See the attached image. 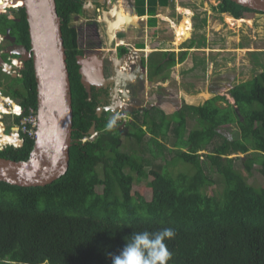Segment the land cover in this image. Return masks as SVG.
Wrapping results in <instances>:
<instances>
[{"label":"trees","instance_id":"1","mask_svg":"<svg viewBox=\"0 0 264 264\" xmlns=\"http://www.w3.org/2000/svg\"><path fill=\"white\" fill-rule=\"evenodd\" d=\"M55 2L71 90L69 166L65 174L45 186L0 181V264H112V256L120 253L133 233H155L163 228L175 232L174 238L165 241L172 253L168 264H264V185L249 184L240 163L235 165V159L240 160L247 175L256 163L264 168V70L228 89L233 103L226 95H214L201 104L181 101L177 108L161 111L158 133L162 137L176 122L172 129L176 149L166 162L182 161L194 168L193 172L173 175L166 165L151 159L146 161L147 166L141 156L120 147L122 136L140 141L146 135L144 125L148 123L150 129L153 124L148 110L140 111L143 125L136 124L135 111L128 114L132 117L122 129L119 122L107 127V109L97 116V108L105 103L107 94L82 82V77L91 72L77 61L82 49L78 47L77 30L71 25L73 15L82 12L83 1ZM213 9L235 19L250 12L263 13L231 0H220ZM229 21L234 23L233 19ZM7 30L13 43L30 48L23 7H18L12 19L0 14V31ZM148 33L157 34L155 24L148 27ZM126 51L124 46L119 47L120 54ZM187 53L183 50L176 57L173 51L155 50L148 54V79L166 80L170 69L183 62ZM5 58L2 54L0 59ZM256 58L254 55V62ZM0 90L25 110L37 109L32 60L25 62L20 76L0 70ZM220 100L228 105L218 104ZM20 117L15 118L16 125ZM189 117L196 120V127L187 128ZM233 122L240 129V138H225L206 150L218 135L217 127ZM93 125L97 135L83 142ZM1 142L8 143L7 139ZM152 143L159 145V138L150 137L148 150L154 153ZM32 145L33 139L25 136L20 148L7 146L0 150V157L25 160ZM202 150L206 153L199 152ZM248 151L244 157L238 155ZM231 153L237 155L229 157ZM203 158L222 176L219 194H209L215 180L206 173ZM144 180H148L145 186L152 192L150 199L133 191L134 184Z\"/></svg>","mask_w":264,"mask_h":264},{"label":"rangeland","instance_id":"2","mask_svg":"<svg viewBox=\"0 0 264 264\" xmlns=\"http://www.w3.org/2000/svg\"><path fill=\"white\" fill-rule=\"evenodd\" d=\"M91 1V4H84L85 6L81 15L73 16L71 25L77 29L78 47L82 49V55H86V51L89 50H92L89 52L90 54H94L96 51L101 50L102 57L105 59V62L103 61L102 64L104 67H106V75L107 77L112 76L114 66L110 60L112 53L108 49L110 48L109 45H112L113 42L110 38H104L101 35L100 31H103L105 24L102 22L95 23L96 13L93 11L95 6L92 8V4H94L96 0ZM128 1L130 0H126V2ZM8 2L9 6H12V4L15 3L14 0H9ZM117 2H120L121 5L118 4V6L123 8L122 0H117L115 3ZM219 2L220 0H168V10L166 11V9H163L165 10L164 15L167 20H171L177 25L179 24L180 27L175 26L174 30L173 24L170 27H168L165 23L163 24L165 28L161 33H159L158 37L161 39V42H164L162 38H166L165 40L167 42L162 43V50L173 51L176 57H179L182 50H185L188 53L184 62L178 63L170 69L169 77L166 80L162 81L161 79H154L152 81L149 80V82L148 80L144 81V83L147 84L146 86H148L147 91H151L152 97L160 96L162 93H167L168 95L174 94V96L177 97V91H181L182 96H188L185 92L195 90L194 87L199 79V81L202 82V87L204 82H208V84L214 86L215 89L210 90V87H205V90L209 89L211 91L209 92V96L207 98L198 97L199 94H202L201 91L204 89L203 87L197 90L200 91L198 95L194 94L197 95L196 98H170V102L167 96H162L160 98H141V100L135 101L136 107L143 106L142 110L146 109L149 111V119L153 121V124L151 125L150 129L148 123L144 125V129H146L147 133L140 141H136L132 137L128 136L121 137V148H126L128 151L135 152L141 156L145 162L152 159L166 165L167 170L173 175L180 171L193 172L194 168L190 164L184 163L182 161L176 162L174 160L175 162H169V164L166 162V160H169V158L173 156L176 149L175 145L173 144L175 136L172 132L176 122L172 123L171 129H169L168 133L162 137L158 133V124L161 119V111H167V108L169 110H173V108H177L178 105H180L181 101H185L188 104H201L214 95H226L227 100L230 103H233V99L227 95L228 89H230L235 84L251 79L253 76L264 70V14L254 12L246 13L243 19H247L246 21L248 22H237L239 20H235L231 17V15L229 16V14H219L214 11V9L212 10V8H214V6H216ZM108 6H111V4ZM176 6H180L182 8L185 6L189 7L192 12L185 8L184 13L186 15L190 14V17L187 18L178 14L176 15ZM18 7L7 8L2 14L7 17L15 18V12ZM11 10H13V12ZM125 12L129 11L125 10L124 8L122 13ZM145 12L148 13L147 8H145ZM133 18L134 17L132 16L126 18L125 20H132ZM229 18L233 19L234 23L229 21ZM136 20H138V17ZM203 20H206L205 24L202 23ZM101 23L104 26H102ZM150 23L151 25L147 24V27H151L153 24H157L158 22L151 21ZM95 24L98 33H100L99 39L106 43L104 46L99 48H97V46L102 44L99 41L97 42V39L92 37V29L94 28ZM132 27L134 26L130 24L126 31L120 35V37L125 36L124 38L128 39V37L132 36L133 34L127 35L130 29V31H132ZM184 27H187V29L185 30ZM113 28L114 26H112V29ZM134 31L135 29H133L132 32ZM105 32L106 30L104 31V36ZM180 33L183 34L181 35ZM205 38L207 40V44L204 42ZM4 39L10 38H8L6 35H1L0 42H2ZM7 45L8 42L5 41L4 43L0 44V49L5 48ZM86 45L87 48L85 51ZM136 46L142 47V42L136 40ZM143 47H145V45ZM217 48H224L225 50H228V52H226L224 56L215 54L212 50H216ZM10 49H15V47ZM150 50H152V48H150ZM254 55L257 57L256 62H254ZM220 64L221 66L224 65V67L221 69L216 67ZM225 65L227 67H225ZM200 69H202V71L203 69L204 71H207L201 72ZM144 76L145 78L146 76L148 77V73H144ZM91 77L93 81H96V76L94 74H92ZM143 85L144 84H141V88L137 93H140L142 89H145V86ZM161 88H165L167 90ZM0 91L2 94L7 95L4 91ZM132 104L133 102H131V105L129 106L130 109ZM218 104H221L224 107L228 105L221 100L218 101ZM140 110L141 109L135 110L136 113L138 112V115H133V118L135 119L136 124L143 125V113H140ZM11 122V116H5L3 119V123L7 126H9ZM194 127H196V120L192 117H189L187 120V128L191 129ZM0 128V135H2L3 132L1 123ZM217 131L218 135L212 139L206 150H211L215 146L220 145L225 138L228 140L240 138V129L236 122L222 124L217 127ZM6 132L8 133L9 129H7ZM150 137H157L160 141L159 145L152 143V149L154 150V153H151L148 150ZM8 138V135L4 134L2 137H0V142L3 139H7L8 141ZM87 139H89V137ZM10 142L12 143V139H10ZM206 150L199 152L206 153ZM250 151L247 153H238V155L240 157H244ZM236 155L237 154L231 153L229 154V157ZM202 161L203 165L206 167V173L215 180V183L209 189V194L221 193L223 187L222 176L214 168H210L207 158H203ZM235 161V165L240 163L239 167L241 168V172L246 175L247 182L249 184H252L255 187L264 185V168L261 165L256 163L251 169V173L247 175V172L245 171L241 161L238 159H235ZM146 165L148 166L149 162H146ZM100 169L101 166L98 165L97 170ZM147 181L148 180H144L142 182L135 183L133 186V191L140 193L146 199H150L152 197V192L145 186Z\"/></svg>","mask_w":264,"mask_h":264},{"label":"water","instance_id":"3","mask_svg":"<svg viewBox=\"0 0 264 264\" xmlns=\"http://www.w3.org/2000/svg\"><path fill=\"white\" fill-rule=\"evenodd\" d=\"M231 1L264 13V0ZM24 2L19 7L25 9L30 48L26 49L16 43L14 46L22 47L19 50V62L22 59L24 62L28 60L33 62L38 128L27 159L11 160L0 157V181L26 187L45 186L65 174L69 166V147L73 130L70 79L61 21L55 0H24ZM105 14L114 17V21L105 17ZM105 14L103 16L108 27L107 36L111 39L115 36L117 17L115 11ZM123 26L125 29L128 27L126 23ZM7 34L9 35V30ZM11 41L14 42L13 37ZM82 81H84L83 77ZM134 83L121 70L117 71L116 81L112 76L108 77L106 84L114 92V97L107 109L115 111L121 107L127 112L129 109L119 98H133L130 86ZM97 86L99 87L98 84ZM102 110V107L97 108L98 117ZM94 131L93 125L89 133Z\"/></svg>","mask_w":264,"mask_h":264},{"label":"clouds","instance_id":"4","mask_svg":"<svg viewBox=\"0 0 264 264\" xmlns=\"http://www.w3.org/2000/svg\"><path fill=\"white\" fill-rule=\"evenodd\" d=\"M82 1H83V8L85 6L84 5L85 3L86 4H91V2H92L91 0H82ZM98 1H100L102 3L101 16L98 13V15H97L95 20H96V22L104 23L105 26L102 23H101V25L104 26V28H106L107 25L105 23L104 16L107 17L111 21H114V17H109L105 13L111 12L112 9H115V7H112V6L114 5V3L117 0H115V1L114 0H96V2L94 4H92V7H94L98 3ZM109 4H111V6H108ZM185 8H188L189 10H191L187 6H185L183 8L181 7V11L178 12V10H177V14L181 15L183 17L184 16L183 13L185 12ZM82 12H83V10H82ZM82 12L80 14H76L75 16L81 15ZM2 13H4V12H0V14H2ZM262 14H264V13H262ZM7 18H9V17H7ZM241 19H243V18H241ZM134 27H136V26H134ZM125 31H126V29L124 28V26L122 28H120V29H118V28L114 29L115 36H113L111 38V41L113 43H112V45H110L111 46L110 49L115 47L116 43H120L121 41L124 42V38L120 37V35H122ZM0 33L4 34L8 38H10V39H5V41L8 42V45L5 48L10 49L12 47H15V50H16L15 53L18 52L17 53L18 55L17 54H13V56H16V57L19 58L20 57L19 56V53H20L19 50L22 47L14 46L15 43H13L11 41V37H10V35L7 34V31L6 32L0 31ZM105 38H109V37H105ZM101 44H103V43L101 42ZM104 44H105V42H104ZM19 45H22V44H19ZM22 46H24V45H22ZM121 46H123V45H121ZM99 47H102V46L98 45L97 48H99ZM119 47H118V52H119ZM190 47H192V46H190ZM5 48H2V49H5ZM86 48H87V45L85 46V51H86ZM91 51L92 50L86 51V55H82V54L78 55V56H83L85 58V60H80L78 56L76 57L77 61L79 63H81L82 65H84L86 67V69L90 70V72H91L90 75L83 76L84 81H82V82L87 83V84L91 83V84H93L95 86H97V84H98L99 87L98 86L97 87L100 88V89H107V96L110 93L111 94V99H113L114 92H111V89L106 84V79L108 77H110V76L107 77V75L104 72V66H103V64L101 62V58H100L101 56L99 54V50L96 51L94 54H90L89 52H91ZM110 52L112 53V51H110ZM2 54H6L7 55V53H4V52ZM0 60L2 61V59H0ZM22 62H23V66H24L25 62L23 61V59H22ZM111 63L113 64V62H111ZM142 64L146 67V68H144V70H145L144 73H146L147 72V66H146L145 61L143 63V59H142ZM113 66H114V71L112 73V77L114 78V81H116V65L113 64ZM23 69H24V67L22 68V70ZM144 73H143V70H142V72H139V76L141 74H144ZM92 74H94L96 76L95 77L96 81H93V79L91 77ZM99 107H101V106H99ZM107 107H105V109H107ZM107 110L109 112H111L110 115H109V118H108V126L107 127H111V126H114V125H111V123H110V118L113 115L112 113L114 111H111L109 109H107ZM94 132H96V130ZM89 134H90V136H86V137L87 138L89 137V139H91V138H93V137H95L97 135V132H96V134L94 136H91V133H89ZM86 140H88V139H86ZM174 236H175V232L171 228H163L162 230H160L158 232H155V233L148 232V231L133 233L131 235L130 240H127L125 246L120 251V253L118 255H113L112 256V264H168L169 260H171V258H172V253L169 251L165 241L174 238Z\"/></svg>","mask_w":264,"mask_h":264},{"label":"built area","instance_id":"5","mask_svg":"<svg viewBox=\"0 0 264 264\" xmlns=\"http://www.w3.org/2000/svg\"><path fill=\"white\" fill-rule=\"evenodd\" d=\"M10 7L11 6H0V12H5V10ZM1 35L5 36L4 34L0 33V36ZM4 41L5 39L0 42V44H2ZM121 45L125 46V48L127 49V51L122 54L118 52V47ZM145 47H137L133 43L121 41L120 43H116L115 47L109 49L110 51H112L110 60L114 65H116V76L117 71L121 70L125 74V76H129L131 78V82H136L139 76V72H142V70L146 68L142 64V59L144 61L147 60L146 53L147 51L149 52L150 49H148L147 46ZM15 51V49H0V55L3 52L7 53L5 61H1L0 63L1 70L9 75H12L13 77L20 76L23 64L22 60L19 62L20 57L18 58L16 56H13V54H17L15 53ZM78 57L80 60H85L83 56ZM119 99L122 101V104H125V106L130 109V99ZM115 111H117V113L111 116L110 123L114 125L119 122V129H122L126 123L128 116L126 114V111H123L121 107L117 108ZM5 116H11L12 118V122L9 126L3 123V119L5 118ZM19 116H21L20 124L16 125L15 118ZM0 122L2 124V132L6 135H14L16 139V142L0 144V150H3L7 146L20 148L24 143L25 136L32 138L33 140L36 136V131L38 128L37 110L33 107H29L28 110H25L10 96L2 94L0 91ZM7 129H9L8 133L6 132ZM95 134L96 132H93L91 133V136H94ZM86 139L87 137L81 140L85 141Z\"/></svg>","mask_w":264,"mask_h":264},{"label":"crops","instance_id":"6","mask_svg":"<svg viewBox=\"0 0 264 264\" xmlns=\"http://www.w3.org/2000/svg\"><path fill=\"white\" fill-rule=\"evenodd\" d=\"M135 1H136V3H135ZM120 2L114 3L115 4V8H117V9H115V13L118 12V11L120 12V10H121V14H122V17L123 18L126 15L128 16L126 18H129V17H131L133 15H136L138 18H140L139 17L140 14L146 13L145 12V8L148 9V13L142 15L143 20L142 21H139L140 24H138V26L136 28L132 27V31H133V29H135V31L132 32V31H130L131 29L128 31L127 35H131V34H133V35L130 36V37H128V39H125L124 38L125 36L123 37L124 38V42H130V43H133L136 46V40H139V41L142 42V44H144L145 46H147L148 49L152 48V50H150L149 52L147 51V53H146V57L147 58H148V54L152 53L153 51H155V50H162V48H163L162 47V43L167 42V41L165 40L166 38H162L164 40V42H161V39L158 37L159 36V33H161L162 30H164V28H165L164 25H163L165 22H163V21L160 20V15L159 14H164V11L165 10H163V9H166V11L168 10V8H167L168 0L166 2L165 1L163 2V0H149L148 3L145 2V0H130L128 2H126V0H122L123 8L118 6V4L121 5ZM132 2H134L137 5L138 11L135 14L134 13L132 14V12H131L132 11V8H133V3ZM161 6H163V7H161ZM113 7H114V5H113ZM124 8H125V10L130 11V13L129 12L122 13L124 11ZM176 8H177L178 12L181 11V7L180 6H176L175 7V14L177 13L176 12ZM111 13H113V11H111ZM259 14H262V13H259ZM149 15H150V17H149V19H147ZM133 17L134 18L132 20H134V21H132V20H126V21L127 22L131 21L133 23H136V21H137L136 18L137 17H135V16H133ZM235 20H240V19H235ZM151 21H154V22L157 21L158 22L157 24L155 23V27H156V30H157V34L155 36H151L148 33L147 24H149V22H151ZM175 25H177V24H175ZM175 25H173V28L174 29H175ZM178 27H180V26H178ZM105 30H106V32H105V36L104 37H108L107 36V34H108V27L104 28L103 31H100L101 32V35L103 36ZM204 42H205V44H207L206 38L204 39ZM163 51H167V50H163ZM212 51L215 54H220V55H223V56H224V54L226 52H228V50H225L224 48L223 49L217 48L216 50H212ZM143 54H144V52H143ZM216 67L219 68V69H221L222 67H224V65L221 66V64H220V65H218ZM225 67H227V66L225 65ZM200 71L201 72H206L207 70L204 71V69H203V71H202V69H200ZM145 80H148L147 76L145 78L144 74H141L137 78L136 82L133 85L130 86V89L133 92V90H137V89L139 90L141 88L139 86H141V84H144L143 85V86H145V89L143 90L144 98H160L162 96H167V98H196V96L200 92V91H197V90L200 89V88H203V87H204V89L201 91L202 94H199L198 97L207 98L209 96V92H211L210 90H214L215 89V87L212 86L211 84H208V82L207 83L204 82L203 83V87H202V84H201L202 82H200L199 81L200 79H199L197 81V84L194 87L195 90H190L188 92H185L188 96H182V92L181 91H177V95H178L177 97H175L174 94L168 95L167 93L166 94L162 93V95H160V96L152 97L151 91L150 92L147 91V87L148 86H146L147 84L144 83ZM148 82H149V80H148ZM205 87H210L211 89L210 90L209 89H206L205 90ZM161 89H165V88H161ZM165 90H167V89H165ZM194 94H197V95H194Z\"/></svg>","mask_w":264,"mask_h":264},{"label":"flooded vegetation","instance_id":"7","mask_svg":"<svg viewBox=\"0 0 264 264\" xmlns=\"http://www.w3.org/2000/svg\"><path fill=\"white\" fill-rule=\"evenodd\" d=\"M8 1L9 0H6V2L8 3ZM15 1V6H22L23 5V3H22V0H19V4H18V0H14ZM148 1L149 0H145V2H147L148 3ZM133 3V8H132V14L134 13H137V11H138V9H137V5L135 4L136 3V1H135V3L134 2H132ZM136 7H135V6ZM13 7V8H16V7ZM161 7H163V6H161ZM93 8V7H92ZM110 8V7H109ZM101 9H102V3L100 2V1H98V3L95 5V7L93 8V11H94V13H96L95 14V18L97 17V15H98V13L97 12H99V15L101 16ZM12 12H13V10H11ZM130 12V11H129ZM176 12H177V8H176ZM116 14V17L118 18V16H119V14L122 16V14H121V11L119 12H116L115 13ZM144 14H146V13H144ZM144 14H140L139 15V17L140 18H138V20H137V25H134V26H138V24H140L139 23V21H142L143 20V18H142V15H144ZM151 15V14H150ZM150 15L148 16V18L147 19H149V17H150ZM160 15V20L161 21H163V22H165L166 24H167V26L168 27H170L172 24L173 25H175L176 23H174L173 21H171V20H167L166 19V17H165V15L164 14H159ZM176 15H177V13H176ZM133 16H135L136 17V15H133ZM147 16V15H146ZM124 17H128L127 15L126 16H124ZM132 17V16H131ZM119 19V18H118ZM121 19H124V18H121ZM125 20V19H124ZM132 21H134V20H132ZM125 22H126V24L129 26L130 24L131 25H133L134 23L133 22H131V21H129V22H127L126 20H125ZM95 23H96V20H95ZM118 29H120L121 27H119V26H116ZM98 36V37H97ZM92 37H94L95 39H97V42L99 41L100 43L102 42L100 39H99V33H98V30H97V27H96V24L94 25V28L92 29ZM103 37H104V34H103ZM105 38V37H104ZM103 44L101 45V46H104L105 44H104V42H102ZM108 45V44H107ZM109 47H111L110 45H109ZM110 49V48H109ZM108 49V50H109ZM99 54H100V58H101V62L103 63V61L105 62V59L102 57V51L101 50H99ZM108 60H109V57H108ZM0 70H1V67H0ZM1 72H3L2 70H1ZM104 72H105V74H106V72H107V70H106V67H104ZM3 73H5V74H7L6 72H3ZM7 75H9V74H7ZM149 80V79H148ZM139 87H141V86H139ZM102 90H105L106 91V94H107V89H102ZM138 92V89L137 90H133V98H131V102H133V104H132V106H131V109H129L127 112H126V114H127V116H128V118H127V120H126V122L131 118L128 114L129 113H133V112H135L134 110H139V109H141L140 111H142V108H143V106H141V107H136L135 106V101H137V100H141V98H144V93H143V89L140 91V93H137ZM105 100V103L103 104V105H101V107H103V108H105V107H107L108 105H110V101H111V94L109 93L108 94V96H107V98H103V101ZM110 113L111 112H109V115H110ZM115 113H117V111H115V112H113L112 114H115Z\"/></svg>","mask_w":264,"mask_h":264},{"label":"bare ground","instance_id":"8","mask_svg":"<svg viewBox=\"0 0 264 264\" xmlns=\"http://www.w3.org/2000/svg\"><path fill=\"white\" fill-rule=\"evenodd\" d=\"M22 3L24 4L25 2H24V0H22ZM0 6H9V2L7 3L6 2V0H0ZM15 6V3H13L12 4V6L11 7H14ZM15 7H18V6H15ZM119 18V19H118ZM118 18H117V23H116V26H123L124 25V23H125V20L124 19H126V17H124V19H121V18H123L120 14H119V16H118ZM184 29L186 30L187 29V27H184ZM181 35L183 34V33H180ZM1 123V122H0ZM1 129V128H0ZM4 135V133H2V135H0V137H2ZM14 136V135H13ZM13 136L10 134V135H8V143H11L10 142V139H12V142H16V139H15V136H14V138H13ZM0 144H5V142H0ZM7 144V143H6Z\"/></svg>","mask_w":264,"mask_h":264}]
</instances>
